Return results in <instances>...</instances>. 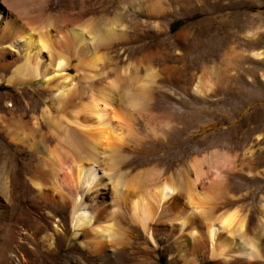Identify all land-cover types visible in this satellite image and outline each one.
<instances>
[{
	"label": "bare ground",
	"instance_id": "1",
	"mask_svg": "<svg viewBox=\"0 0 264 264\" xmlns=\"http://www.w3.org/2000/svg\"><path fill=\"white\" fill-rule=\"evenodd\" d=\"M16 4L0 0V86L7 87L0 90V264H263L262 194L255 216L241 205L246 185L229 194L226 170L214 161L194 177L123 171L130 166L123 144L135 115L149 108V84L134 93L94 82L98 73L87 68L91 91L83 99L69 74L82 61L95 66L117 44V54H132L125 45L149 34L178 48L176 61L188 53L213 62L232 45V12L215 16L232 9V0H120L121 16L109 19H83L88 3L47 14L40 11L47 0L39 8ZM140 15L147 28H131L126 17ZM174 15L198 19L172 33ZM147 69L151 83L158 75L180 80L183 92L202 88L184 76V65ZM44 127L56 137L53 148ZM213 153L225 163V154ZM19 154L34 158L28 172Z\"/></svg>",
	"mask_w": 264,
	"mask_h": 264
},
{
	"label": "rangeland",
	"instance_id": "2",
	"mask_svg": "<svg viewBox=\"0 0 264 264\" xmlns=\"http://www.w3.org/2000/svg\"><path fill=\"white\" fill-rule=\"evenodd\" d=\"M47 1L49 5L40 7L44 14L63 13L69 9L74 12L88 3L83 19L121 16L120 0ZM15 2L19 8L29 5L39 8L40 0ZM100 5H104L103 9L99 8ZM231 12L232 45L223 49L213 62L194 61V54L188 53L183 55V61H176L173 54H178L179 49L171 42H160L149 34L125 45L133 49L128 57L126 52L117 54V44L95 61V66L82 61L72 66L69 74L78 81L77 86L82 85L78 88L84 91L83 99H87L91 91L84 78L87 68L98 73L94 82L99 81L103 85L113 83L134 93H138L142 82L149 84V108L135 115L131 121L132 131L123 144L130 159V166L123 171L154 178H163L172 172H188L194 177L200 175V171H208V163L214 161L226 170L224 189L229 194H232L234 184L246 185L248 195L241 205L255 209L256 216L258 195L264 196V0H232V9L215 13L216 20L230 17ZM141 18L143 16L140 15L131 20L128 16L126 20L131 28H147ZM197 19V16H169L170 31L175 33L186 29ZM160 24L165 26V23ZM189 31L193 32L195 28ZM253 51L262 53V56H252ZM155 52H160L161 57H157ZM146 53L154 54L150 61L142 59ZM146 64L154 72L163 66L178 70L184 65V76L196 79L202 88L197 92H183L178 88L180 80L158 75L151 83ZM6 89L0 86L1 91ZM19 100L16 105L23 106L25 98ZM43 130L47 132L49 146L53 148L57 142L55 135L45 127ZM11 148L14 151V147ZM214 151L225 154V163ZM23 157L17 155L18 163H23L26 167L23 171L28 172L34 158ZM160 255L164 263L166 257L162 252ZM70 264L76 262L73 260Z\"/></svg>",
	"mask_w": 264,
	"mask_h": 264
}]
</instances>
